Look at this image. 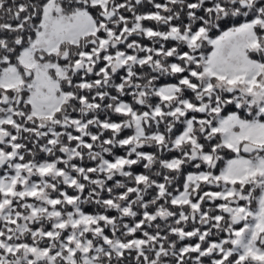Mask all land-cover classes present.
Here are the masks:
<instances>
[{
    "label": "snow or ice",
    "instance_id": "obj_1",
    "mask_svg": "<svg viewBox=\"0 0 264 264\" xmlns=\"http://www.w3.org/2000/svg\"><path fill=\"white\" fill-rule=\"evenodd\" d=\"M0 264H264V0H0Z\"/></svg>",
    "mask_w": 264,
    "mask_h": 264
},
{
    "label": "trees",
    "instance_id": "obj_2",
    "mask_svg": "<svg viewBox=\"0 0 264 264\" xmlns=\"http://www.w3.org/2000/svg\"><path fill=\"white\" fill-rule=\"evenodd\" d=\"M150 8H151L150 5H145V7H144L142 10L146 11V10H149ZM144 42H145V43H148V41H144ZM114 119H115V117H114ZM137 170H139V169H137ZM87 210L91 211L90 208H88Z\"/></svg>",
    "mask_w": 264,
    "mask_h": 264
},
{
    "label": "rangeland",
    "instance_id": "obj_3",
    "mask_svg": "<svg viewBox=\"0 0 264 264\" xmlns=\"http://www.w3.org/2000/svg\"><path fill=\"white\" fill-rule=\"evenodd\" d=\"M159 2H163V0H159ZM147 23V22H146ZM71 191V190H70ZM111 214H113V215H115V213L113 212V213H111Z\"/></svg>",
    "mask_w": 264,
    "mask_h": 264
}]
</instances>
